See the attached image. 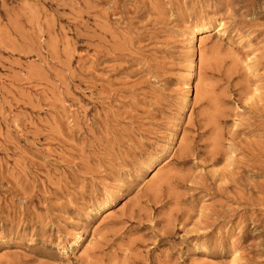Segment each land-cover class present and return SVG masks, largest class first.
Here are the masks:
<instances>
[{"label": "rangeland", "instance_id": "obj_1", "mask_svg": "<svg viewBox=\"0 0 264 264\" xmlns=\"http://www.w3.org/2000/svg\"><path fill=\"white\" fill-rule=\"evenodd\" d=\"M0 264H264V0H0Z\"/></svg>", "mask_w": 264, "mask_h": 264}, {"label": "bare ground", "instance_id": "obj_2", "mask_svg": "<svg viewBox=\"0 0 264 264\" xmlns=\"http://www.w3.org/2000/svg\"><path fill=\"white\" fill-rule=\"evenodd\" d=\"M187 29H189V35H188L189 37L188 38L190 39V42L188 43V45H189V49H188V63H187V67H186V74H185V76L183 78L184 80L190 79L191 76H192V73H193V59L195 57L194 38L198 37L202 33L207 32L208 31V26L205 24V22L198 21L196 23L191 24ZM218 32H219V30H216L215 34L218 33ZM198 38H200V37H198ZM183 90H184V96H183V100L182 101H183V104H186V102L188 101V95H189L188 82L184 83ZM115 196H116L115 195V190L114 189H110L106 193V196H105L104 200L101 201L98 204L97 213L99 214V212H101L103 210H108V208L110 207L111 201L113 200V198ZM107 214H109V213H107ZM80 241H81V237L80 236L75 237L72 244L78 246Z\"/></svg>", "mask_w": 264, "mask_h": 264}]
</instances>
